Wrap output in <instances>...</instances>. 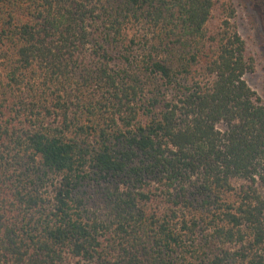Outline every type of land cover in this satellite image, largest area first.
<instances>
[{"label":"trees","instance_id":"16d2710c","mask_svg":"<svg viewBox=\"0 0 264 264\" xmlns=\"http://www.w3.org/2000/svg\"><path fill=\"white\" fill-rule=\"evenodd\" d=\"M214 9L0 0V264H264V99Z\"/></svg>","mask_w":264,"mask_h":264},{"label":"rangeland","instance_id":"374dc122","mask_svg":"<svg viewBox=\"0 0 264 264\" xmlns=\"http://www.w3.org/2000/svg\"><path fill=\"white\" fill-rule=\"evenodd\" d=\"M214 2L213 23L219 24L221 20L229 19L246 41L248 51L255 62V70L246 77V81L264 99V0H214ZM110 188L111 191L106 185L94 184L89 189L87 207L92 217L104 220L111 217L114 190Z\"/></svg>","mask_w":264,"mask_h":264}]
</instances>
